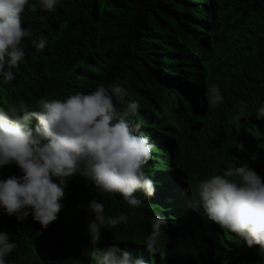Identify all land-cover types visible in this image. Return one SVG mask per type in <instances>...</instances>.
<instances>
[{"label":"trees","instance_id":"obj_1","mask_svg":"<svg viewBox=\"0 0 264 264\" xmlns=\"http://www.w3.org/2000/svg\"><path fill=\"white\" fill-rule=\"evenodd\" d=\"M35 3L29 0L21 24L48 44L36 52L25 43L16 79L0 83V108L126 81L127 99L140 104L128 123L156 145L144 168L156 191L132 216L118 194L101 197L91 182L72 177L47 228L31 215L20 223L0 211V231L18 243L10 258L17 264H95L99 250L116 243L148 264H260L258 246L249 249L207 221L194 210V197L199 180L228 168L246 164L264 178V117L255 113L264 103V0H61L53 13L38 6L31 11ZM213 84L223 96L216 107L205 98ZM241 102L246 110L234 122ZM114 103L123 112L124 105ZM37 123L31 118L28 127ZM20 175L15 165L0 167V180ZM91 199L104 204L105 215L129 213L127 223L101 231L96 247L86 231L93 216L80 207ZM156 214L168 225L159 252L150 256L143 241Z\"/></svg>","mask_w":264,"mask_h":264},{"label":"clouds","instance_id":"obj_2","mask_svg":"<svg viewBox=\"0 0 264 264\" xmlns=\"http://www.w3.org/2000/svg\"><path fill=\"white\" fill-rule=\"evenodd\" d=\"M61 0H36L44 13L56 11ZM29 0H0V83L16 79L14 69L25 59V43L36 52L44 50L48 41L33 37L31 27L21 24ZM43 21L45 16H37ZM126 81L99 84L90 93L76 92L64 99L40 97L33 105L22 99L7 110L0 108V167L15 165L21 175L0 180V211L23 223L29 215L41 228L57 219L62 209L67 181L80 177L91 182L101 197L118 194L136 215V209L154 196L156 184L145 174V165L152 159L156 147L150 135L138 134L139 125L131 128L127 118L138 115L140 104L129 100L130 90L122 86ZM206 102L210 107L223 103L220 88L213 84L206 88ZM115 101L124 105L123 112ZM246 110L241 102L233 121L239 122ZM257 117H264V103L256 109ZM38 123L33 129L28 121ZM262 176L243 165L213 174L195 185L194 210L198 207L207 221L235 234L264 264V182ZM141 193L142 198L134 195ZM93 218L86 231L89 244L101 242V231L127 223L129 213L105 215L102 202L91 199L81 204ZM150 232L143 241L150 256L161 248L166 237L168 220L161 214L149 218ZM18 243L5 231H0V264H17L10 257ZM38 251H36L37 253ZM18 255V254H15ZM47 261L44 259V262ZM32 264V262H29ZM95 264H148L142 256L133 257L127 249L112 243L99 250Z\"/></svg>","mask_w":264,"mask_h":264}]
</instances>
